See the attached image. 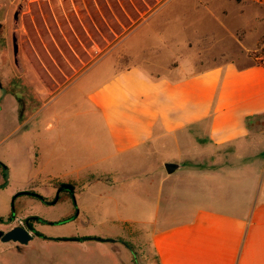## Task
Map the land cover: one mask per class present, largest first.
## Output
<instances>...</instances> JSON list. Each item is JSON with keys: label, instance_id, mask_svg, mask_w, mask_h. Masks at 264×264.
<instances>
[{"label": "crops", "instance_id": "crops-1", "mask_svg": "<svg viewBox=\"0 0 264 264\" xmlns=\"http://www.w3.org/2000/svg\"><path fill=\"white\" fill-rule=\"evenodd\" d=\"M242 19L245 41L253 40L259 34L257 26L246 13ZM156 38L165 48L172 40L169 31ZM137 45L134 49L149 50L145 44ZM243 46L247 51L253 48ZM240 61L221 59L198 70L184 69L189 67L185 64L182 72L153 74L137 58L81 95L75 85L85 79L82 73L59 90L39 96L42 106L49 105L34 131L40 133L43 127L48 139L32 143L31 166L40 167L47 158L61 168L56 175L48 173L41 190H59L60 184L77 188L94 177L96 187L104 188L101 178L115 172L95 167L88 173V162L124 163L143 155L144 184L155 192L149 241L142 249L136 231L130 240L114 238L116 255L124 259L119 264H141L138 248L146 264H264V62L253 61L248 53ZM67 89H73L70 99L80 107L53 110L61 97L69 96ZM11 98L9 113L17 125L10 135L24 121L17 97ZM41 113L37 109L30 116ZM22 136L18 130L16 137ZM169 162L181 167L168 174ZM20 172L16 168L12 174L17 179ZM5 182L0 167V190H7L10 198L41 185L29 180L7 188L9 179L3 186ZM129 183L124 182L122 189H135ZM6 218L0 215V230L13 227L1 221Z\"/></svg>", "mask_w": 264, "mask_h": 264}, {"label": "rangeland", "instance_id": "rangeland-1", "mask_svg": "<svg viewBox=\"0 0 264 264\" xmlns=\"http://www.w3.org/2000/svg\"><path fill=\"white\" fill-rule=\"evenodd\" d=\"M24 4L17 29L20 72L13 56V17ZM244 13L259 31L248 43ZM168 31L172 40L165 48L156 35ZM137 44H145L149 50L134 49ZM243 45L253 48L247 51ZM247 53L253 61L264 62V0H0V81L6 89L5 96L0 89V99L4 97L0 100V162L9 171L7 188L29 180L41 184L37 190L16 192L11 198L7 190H0V215L7 220L18 217L12 225L30 220L47 237H35L23 250L17 249V243L0 240V264H119V259H124L116 255L114 238L130 240L136 231L142 249L149 241L155 192L146 190L144 184L147 164L143 155L124 163L88 162V173L95 167L115 172L98 177L106 183L104 188L96 187L98 179L94 177L77 188L60 184L59 190H41L46 187L42 184H46L48 173L56 175L61 168L47 158L42 166H31L32 143L48 139L43 127L40 133L34 131L42 124L49 105L42 106L39 96L59 90L81 73L85 79H79L75 86L83 92L137 58L146 62L151 73L161 74L174 69L182 72L185 64L189 67L184 69L198 70L221 59L240 61ZM72 90H66L71 91L69 96L61 97L53 110L69 112L80 107L71 101ZM11 96L17 97L24 121L10 135L17 125L9 113ZM37 109L42 113L31 117ZM18 130L23 132L20 138L16 137ZM16 168L22 171L17 179L12 174ZM124 182L135 189L123 190ZM39 197L55 202L47 204ZM135 219V225L128 222ZM72 237L77 241L70 240ZM96 238L110 241L102 243ZM138 249L136 255L146 264Z\"/></svg>", "mask_w": 264, "mask_h": 264}, {"label": "water", "instance_id": "water-1", "mask_svg": "<svg viewBox=\"0 0 264 264\" xmlns=\"http://www.w3.org/2000/svg\"><path fill=\"white\" fill-rule=\"evenodd\" d=\"M24 7H25V4L23 6H19V8H17V10L14 14V17H13V27L15 29V31L13 33V37H12L13 56H14V63L20 72L23 71V66H22L21 58H20V44H19V36H18L17 29H18L19 23H20L21 12H22ZM0 89L3 92V96H5L6 95V89L2 86L1 81H0ZM180 167H181L180 164L173 163V162H169V163L165 164V169H166L168 174L174 173ZM3 172H4V176H5V180H6V182L3 186H6L8 179H9V171L5 165H3ZM96 239L98 241H110V240H104L101 238H96ZM0 240L3 242H14V243H17L19 245H27L30 241L33 240V235L31 234V232L28 229H26L22 226H16V227H14L8 231L0 230Z\"/></svg>", "mask_w": 264, "mask_h": 264}, {"label": "flooded vegetation", "instance_id": "flooded-vegetation-1", "mask_svg": "<svg viewBox=\"0 0 264 264\" xmlns=\"http://www.w3.org/2000/svg\"><path fill=\"white\" fill-rule=\"evenodd\" d=\"M39 199L41 200V201H43V202H45V203H47V204H54L53 203V200L52 201H48V200H42V197H39ZM41 220V219H40ZM2 222H4V223H6L7 225L9 224V225H12V223H13V218H10L9 220H1ZM43 221V220H42ZM45 221V220H44ZM45 224L46 223H48L47 221H45L44 222ZM54 223V222H53ZM55 224H57V222H55ZM16 226H22V227H24V228H26V229H28L30 232H31V234L33 235V239L35 238V237H40V238H42V236H40L39 235V233L40 234H42L46 239H47V237L42 233V232H40L37 228H36V226L33 224V223H31L30 222V220H25L24 222H22V223H18V224H15V225H13V227L12 228H14V227H16ZM11 228V229H12ZM44 238V239H45ZM29 244V243H28ZM27 244V245H28ZM27 245H19V244H17V249L18 250H23L22 248L23 247H26Z\"/></svg>", "mask_w": 264, "mask_h": 264}, {"label": "trees", "instance_id": "trees-1", "mask_svg": "<svg viewBox=\"0 0 264 264\" xmlns=\"http://www.w3.org/2000/svg\"><path fill=\"white\" fill-rule=\"evenodd\" d=\"M0 167L2 168L3 170V164L0 162ZM43 199V198H42ZM40 236H42V238H45L42 234L39 233ZM46 239V238H45Z\"/></svg>", "mask_w": 264, "mask_h": 264}, {"label": "built area", "instance_id": "built-area-1", "mask_svg": "<svg viewBox=\"0 0 264 264\" xmlns=\"http://www.w3.org/2000/svg\"><path fill=\"white\" fill-rule=\"evenodd\" d=\"M18 223H22V221H21V220H19V221H18Z\"/></svg>", "mask_w": 264, "mask_h": 264}]
</instances>
